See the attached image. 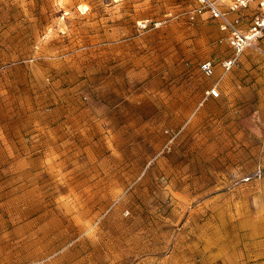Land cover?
Masks as SVG:
<instances>
[{
	"label": "rangeland",
	"instance_id": "obj_1",
	"mask_svg": "<svg viewBox=\"0 0 264 264\" xmlns=\"http://www.w3.org/2000/svg\"><path fill=\"white\" fill-rule=\"evenodd\" d=\"M195 5L0 0V264H236L264 223V78L223 72Z\"/></svg>",
	"mask_w": 264,
	"mask_h": 264
},
{
	"label": "built area",
	"instance_id": "obj_2",
	"mask_svg": "<svg viewBox=\"0 0 264 264\" xmlns=\"http://www.w3.org/2000/svg\"><path fill=\"white\" fill-rule=\"evenodd\" d=\"M195 4L188 12L189 21L205 17L215 23L226 37L230 56L221 64L225 74L238 64L245 50L255 49L264 53V0H195ZM199 71L206 78L212 77L214 65L209 60L203 61ZM207 96H219L217 84L207 90ZM255 175H261L260 169Z\"/></svg>",
	"mask_w": 264,
	"mask_h": 264
},
{
	"label": "crops",
	"instance_id": "obj_3",
	"mask_svg": "<svg viewBox=\"0 0 264 264\" xmlns=\"http://www.w3.org/2000/svg\"><path fill=\"white\" fill-rule=\"evenodd\" d=\"M239 62V69H235L239 81H243L246 76L251 75L261 82L264 78V59L261 57L246 59L244 57ZM262 91H264V84H262L260 92ZM240 240L243 250L241 257L236 259V264H264V223L259 220L255 222L253 219L249 230L244 235L242 234Z\"/></svg>",
	"mask_w": 264,
	"mask_h": 264
}]
</instances>
